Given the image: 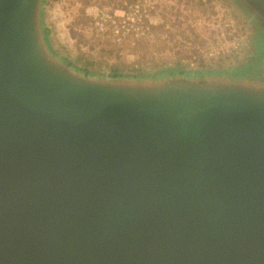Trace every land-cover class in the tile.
Instances as JSON below:
<instances>
[{
	"label": "water",
	"instance_id": "1",
	"mask_svg": "<svg viewBox=\"0 0 264 264\" xmlns=\"http://www.w3.org/2000/svg\"><path fill=\"white\" fill-rule=\"evenodd\" d=\"M41 1L0 0V264H264V75L90 77Z\"/></svg>",
	"mask_w": 264,
	"mask_h": 264
},
{
	"label": "rangeland",
	"instance_id": "2",
	"mask_svg": "<svg viewBox=\"0 0 264 264\" xmlns=\"http://www.w3.org/2000/svg\"><path fill=\"white\" fill-rule=\"evenodd\" d=\"M39 13L48 50L90 77L264 75V34L238 0H42Z\"/></svg>",
	"mask_w": 264,
	"mask_h": 264
},
{
	"label": "trees",
	"instance_id": "3",
	"mask_svg": "<svg viewBox=\"0 0 264 264\" xmlns=\"http://www.w3.org/2000/svg\"><path fill=\"white\" fill-rule=\"evenodd\" d=\"M111 53H112V51H111ZM65 63H66L67 66H71V63H70V62H65ZM83 74H84V75H88V72H87L86 70H84V71H83ZM115 75L118 76V74H113V75H111V76H112V77H116ZM169 75H173V74L171 73V74H169Z\"/></svg>",
	"mask_w": 264,
	"mask_h": 264
}]
</instances>
